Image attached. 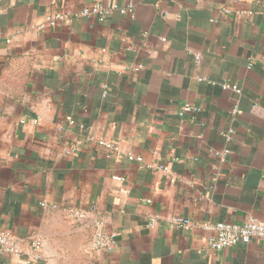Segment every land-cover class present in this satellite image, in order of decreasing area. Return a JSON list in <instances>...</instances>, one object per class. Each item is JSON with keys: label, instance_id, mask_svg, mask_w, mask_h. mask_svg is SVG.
I'll return each mask as SVG.
<instances>
[{"label": "crops", "instance_id": "crops-1", "mask_svg": "<svg viewBox=\"0 0 264 264\" xmlns=\"http://www.w3.org/2000/svg\"><path fill=\"white\" fill-rule=\"evenodd\" d=\"M96 2L134 12L37 27ZM250 216L264 217V0H0V230L21 250L0 264H264L257 239L205 250L204 223ZM97 217L111 251L88 250Z\"/></svg>", "mask_w": 264, "mask_h": 264}, {"label": "built area", "instance_id": "built-area-1", "mask_svg": "<svg viewBox=\"0 0 264 264\" xmlns=\"http://www.w3.org/2000/svg\"><path fill=\"white\" fill-rule=\"evenodd\" d=\"M118 11L123 14H132L134 12V6L129 4L127 6H119L118 4L114 5H105L100 2H96L93 5H80L76 8H68L64 11H59L57 13L48 14L45 17V20L40 23L37 27L39 29L45 26H56L61 21L76 20L81 18H93L98 17L102 18L109 16L113 12ZM224 11L229 12L227 8ZM10 42L11 40L8 39ZM142 64H138L135 69L138 70L142 68ZM228 87V86H226ZM233 89L240 91L236 86H233ZM201 109L198 105L185 104L182 106L179 114L182 116L187 112H195ZM232 113L238 115L241 113V109L238 105L234 106ZM230 130L227 133L229 137L231 134ZM99 143L113 148L115 151H118L119 148L117 145L110 143L105 138L99 139ZM230 150H223L222 154L217 153L218 155H229ZM133 158L132 156H130ZM137 160L141 161V157H137ZM166 169V168H163ZM117 179H123L121 177L115 176ZM41 205L48 206L46 201H42ZM51 208L57 209L58 206L55 204L50 205ZM67 217L72 222H79L87 217V212L80 208H66L65 209ZM159 216L152 215L148 222V227H152ZM168 223L171 227L176 229H188L193 225L191 219L184 216L176 215L170 216ZM94 235L89 243L88 250L90 252L98 251H111L117 243V234L109 230L106 226V222L102 218H95L93 221ZM202 227L209 232L207 245L205 250L209 252H220L226 248L236 245L239 242H251L254 239L264 241V217L257 218L250 216L244 222H229V221H218V222H207L202 225ZM32 248L37 252L36 257H38V252L42 247V239L39 236H35L32 239ZM0 253L9 254L11 256L18 257L21 254L19 247V242L17 238L6 232L0 230Z\"/></svg>", "mask_w": 264, "mask_h": 264}]
</instances>
